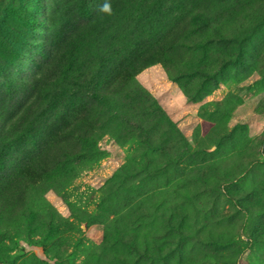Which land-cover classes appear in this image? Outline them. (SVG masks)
I'll use <instances>...</instances> for the list:
<instances>
[{"label":"rangeland","instance_id":"obj_1","mask_svg":"<svg viewBox=\"0 0 264 264\" xmlns=\"http://www.w3.org/2000/svg\"><path fill=\"white\" fill-rule=\"evenodd\" d=\"M133 2L0 0L1 156H70L0 223V264H264V0ZM129 47L150 64L127 76ZM53 53L72 64L39 97Z\"/></svg>","mask_w":264,"mask_h":264},{"label":"trees","instance_id":"obj_2","mask_svg":"<svg viewBox=\"0 0 264 264\" xmlns=\"http://www.w3.org/2000/svg\"><path fill=\"white\" fill-rule=\"evenodd\" d=\"M134 0H123L124 5H126L125 9L121 13H115L114 14V19L122 17L125 19V14L127 13V8L128 6H132L134 4ZM142 1V0H141ZM133 7V6H132ZM136 11V10H135ZM112 24V20L110 19V15L107 14L106 12L99 11V12H94L89 15V22L85 23V25L79 30L75 36H78L80 38H84L85 36H90L94 31V28L96 27H91V26H99L102 28L103 31H106V26H110ZM122 23L119 22H113V29L116 31L117 28L121 25ZM88 25H90L88 28H86ZM93 28V29H91ZM122 33V31L120 32ZM75 40H77V37H74ZM73 41V40H72ZM72 43V42H71ZM76 44H73V47L76 48ZM130 50L129 56L125 57V61H127V67H126V62L124 61V67H126V75L130 76L131 74L127 72V69H134L135 71H132V75L140 68L147 66L148 62H143L140 63L142 59L137 60V65L136 63H133V59L135 58V47L131 49V47L128 48ZM68 53L66 54H57L53 53L51 54L47 59V65L45 66V72H41L43 77H40L37 79V81H34L33 84V89L37 88L39 89L38 95L39 97L44 94V90L53 84L55 82L49 83L48 80L52 77L55 76V78H59V80H62L64 78L65 72L70 69V65L72 64V59L73 56L69 55L67 56ZM135 60V59H134ZM114 70V68H113ZM57 76V77H56ZM50 87L47 88L49 90ZM45 92H47L45 90ZM25 102L20 104L18 108H22ZM31 106L27 105L22 113L14 120V122L10 123L7 128H6V139L10 138L11 136H14L17 134V132L21 131L29 122L30 118H33L31 116L35 115L36 110L35 109H30ZM82 123V122H81ZM82 131L86 132L87 127L82 124L81 126ZM82 141L87 140V136L82 133ZM72 138L70 135H65L62 136L61 139L63 140H69ZM57 141H60L58 138ZM80 141V140H79ZM2 153H0V206L2 209L0 210V223L3 224V227L8 230L15 222V220L18 218V216L21 214H24L26 209H28V216H31L34 218V213L32 208L27 205L28 204V195L30 192H37L38 187H35L38 181L46 180L47 175H53L59 173V167L62 166L64 163H67L68 159L70 158L69 154L65 155L64 157L58 158L56 161L53 162V164L47 165L46 162H43L44 156H48V154H44L42 157L41 152H37L33 154L32 159H34L30 164L36 161V163L33 165H27L23 167L21 170H19V167H13L12 165L11 168H7L8 162L5 161L4 157L1 156ZM11 163V162H10ZM60 174V173H59ZM45 176V178L43 177ZM28 177L32 178V183L29 182H24V180ZM49 180V179H47ZM20 183V185H19ZM31 185V186H30ZM29 186L31 187L32 191H29ZM13 188L19 189V193L21 194V198L18 194H16L13 191ZM47 188L44 187L43 190ZM27 196V197H26ZM14 199H18L17 201L13 202ZM20 198V199H19ZM15 206V207H14ZM4 208V209H3ZM8 210V213H7ZM5 213V215H3ZM35 227L34 225V220L28 221V229L32 230ZM14 228V226H13ZM29 232V231H28Z\"/></svg>","mask_w":264,"mask_h":264},{"label":"clouds","instance_id":"obj_3","mask_svg":"<svg viewBox=\"0 0 264 264\" xmlns=\"http://www.w3.org/2000/svg\"><path fill=\"white\" fill-rule=\"evenodd\" d=\"M100 10L103 11V12H108V13H110V11H111L110 4H108L107 2H105V3L103 4V6L100 8Z\"/></svg>","mask_w":264,"mask_h":264}]
</instances>
